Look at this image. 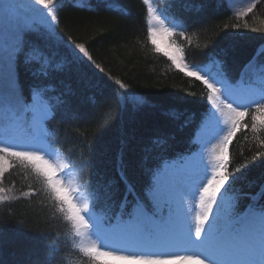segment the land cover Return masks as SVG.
<instances>
[{
	"label": "trees",
	"instance_id": "16d2710c",
	"mask_svg": "<svg viewBox=\"0 0 264 264\" xmlns=\"http://www.w3.org/2000/svg\"><path fill=\"white\" fill-rule=\"evenodd\" d=\"M151 2L166 26L175 28L170 41L184 49L188 64H212L213 72L223 71L234 84L241 78L259 79L264 0H256L243 16H236L223 0ZM193 2L202 3V9L191 8ZM57 16V32L84 43L114 80L146 99L176 102L175 119L158 109L125 106L117 95L121 90L103 73L73 55L67 45L43 35H27L25 49L15 59L17 85L26 97L36 87H47L50 98L62 101L45 124L47 137L78 174L94 209L106 214L129 210L137 198L147 196L154 175L165 164L199 149L196 135L207 116V90L155 50L144 0H59ZM35 45L46 47L62 70L41 75L38 64L26 63ZM243 123L248 128L242 127L229 146V171L235 174L229 195L239 197L241 210L250 204L264 206V128L253 131L251 116ZM0 187L13 196L0 201V264H96L77 248L71 224L30 166L13 159Z\"/></svg>",
	"mask_w": 264,
	"mask_h": 264
},
{
	"label": "snow or ice",
	"instance_id": "6c2138e0",
	"mask_svg": "<svg viewBox=\"0 0 264 264\" xmlns=\"http://www.w3.org/2000/svg\"><path fill=\"white\" fill-rule=\"evenodd\" d=\"M144 3L150 25L148 36L155 50L163 52L177 69L206 87L211 110L204 128L209 136L218 139L207 156L201 154L190 184L180 193V208L176 207L174 194L162 186L157 176L147 196L137 198L131 212L120 214L123 228L115 233L111 227H104L111 225L110 219L98 215L88 200L80 202L79 186L75 181L65 180L63 174L69 165L55 156L47 143L45 129L46 122L54 117L55 108L62 101L58 97L50 98L47 87H36L27 97L15 87L14 63L25 49L27 35H43L49 42L55 40L67 45L73 55L103 73L117 90H122L117 91V95L125 106L137 111L145 107L158 109L169 119H175L177 113L175 101L163 98L153 101L133 92L128 84L114 80L104 72L84 43L61 36L56 30L59 0H34L32 8L36 15L29 19L20 15L17 5L0 3V12L14 18L17 24L14 43L6 42L0 48V83L7 81V89H0V128L3 129L0 134V178L12 167V159L25 167L30 166L46 186L64 220L71 224L74 236L79 238V249L96 264H110V261L102 260L103 257L125 264H264V206L250 204L241 210L239 197L229 195L230 180L235 179V174L229 171V146L242 127L248 128V124L243 123L246 117L251 116L253 131L264 128V65L257 69V86L250 88L246 95H235L234 86L228 83L223 71L213 72L208 63L199 68L190 66L184 62L182 47L169 45L171 50L160 47L158 38L173 36L175 28L165 25L151 0H144ZM202 7V3L191 4L196 11ZM253 7L255 5L247 11L251 12ZM234 27L239 29L241 25ZM25 61L38 64L41 75L63 67L55 64L46 47L39 45L30 49ZM212 62L219 64V61ZM120 179L126 181L127 177L121 175ZM8 191L0 187V201L13 199L12 195L6 194ZM21 196L27 197L29 193L22 192ZM185 197H191L190 204Z\"/></svg>",
	"mask_w": 264,
	"mask_h": 264
},
{
	"label": "rangeland",
	"instance_id": "374dc122",
	"mask_svg": "<svg viewBox=\"0 0 264 264\" xmlns=\"http://www.w3.org/2000/svg\"><path fill=\"white\" fill-rule=\"evenodd\" d=\"M223 1L227 2L230 5L232 11L234 12V14L236 16H243L248 12L247 9L249 7H251L256 0H223ZM2 2H8V3H13V4L17 5L19 8L20 15L23 16L25 19L32 18L36 15V13L33 11V8H32L34 0H0V3H2ZM75 2L80 3V2H82V0H75ZM151 5L153 7L152 3H151ZM186 6H188V5H186ZM156 14L159 15L157 13V11H156ZM149 27H150V25H149ZM16 30H17L16 20L12 17L5 16L2 14V12H0V48L4 47L6 42L8 44L14 43L13 35L16 32ZM158 43L160 44V47L162 49H167V50H171L168 47L169 45H174L173 43H171L170 37H164L163 39L158 38ZM14 65H15V63H14ZM13 72H14L15 87L17 89H19V87L17 85V78H16L14 68H13ZM0 89H3V90L7 89V81L0 83ZM241 91H242L241 87L236 88V89H235V87H233V92L235 95H240ZM121 92H122V90H121ZM229 102L231 103L232 101L229 100ZM210 110H211V105L208 102L207 116H208V113ZM207 116L205 117L202 128L200 129V131L198 132V135H197V139L200 143L199 150L197 152L191 154L190 157H188L185 161H183L181 163H178L175 165L174 164L164 165V167L156 173L155 178H154V182H155V179L158 176L160 181H161L162 186L166 189L171 190V193L174 194L175 204H176L177 209H179L180 205H181L180 193L190 184L192 174L195 170V166L199 163V159H200L201 154L203 153L205 156H207L208 150H210L213 147V145L218 143V139L212 138L211 136H209L207 134L205 128H204V124H205ZM2 133H3V129L0 128V134H2ZM36 134H39V130H36ZM51 148L54 150L55 156H58L66 164H68L66 158L57 149H55L53 147H51ZM21 150H27V149H21ZM52 158L55 159V157H52ZM12 162H13V159H12L11 163ZM63 175H64L66 181L69 179L73 180L79 186L78 197H79L80 202H82L83 200L86 199L89 201L90 207H92L91 206V197L88 196V194L82 190L75 171L69 166L67 169H65ZM6 194H8V193H6ZM185 199L189 202V204L191 203V197H185ZM98 215H101V214H98ZM164 215L166 217L167 212H165ZM104 227H111V229L113 231L115 230L114 228H116V226L114 227V224L110 225V226L104 225ZM119 227L123 228V225L121 224V226H118V228H116V231H119ZM76 239H77V245H78L79 244V238L76 237ZM106 250H109V249H106ZM182 254H185V253H182ZM258 254H259V252H258ZM101 259L106 260V261H110V263H113V264H125V262H122V261H111V258H108V257H103Z\"/></svg>",
	"mask_w": 264,
	"mask_h": 264
},
{
	"label": "bare ground",
	"instance_id": "6f19581e",
	"mask_svg": "<svg viewBox=\"0 0 264 264\" xmlns=\"http://www.w3.org/2000/svg\"><path fill=\"white\" fill-rule=\"evenodd\" d=\"M161 53H162V52H161ZM210 65H212V64H210ZM153 182H154V181H153ZM151 185H152V184H151ZM245 209H246V208H245ZM245 209H244V210H245ZM111 212H112V211H111ZM111 212H110V213H111ZM112 215H114V213H112ZM256 227H257V232H258V231H259V230H258V229H259V225L257 224Z\"/></svg>",
	"mask_w": 264,
	"mask_h": 264
}]
</instances>
